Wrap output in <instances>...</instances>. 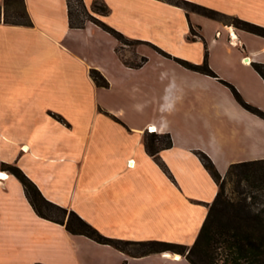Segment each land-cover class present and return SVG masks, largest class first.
<instances>
[{
  "label": "crops",
  "instance_id": "obj_1",
  "mask_svg": "<svg viewBox=\"0 0 264 264\" xmlns=\"http://www.w3.org/2000/svg\"><path fill=\"white\" fill-rule=\"evenodd\" d=\"M98 1L107 13L97 19L170 57L138 46L131 57L140 61L128 64L98 25H68L65 0H23L29 25L0 16V162L106 237L189 246L217 191L196 152L220 175L264 158V119L222 82L264 112V80L251 66L264 64V37L167 0ZM186 1L264 28V0ZM174 58L205 59L216 76ZM150 134L169 137L156 155L171 178L145 151ZM1 173L0 264H189L181 254H130L72 234L38 216L20 182Z\"/></svg>",
  "mask_w": 264,
  "mask_h": 264
},
{
  "label": "trees",
  "instance_id": "obj_2",
  "mask_svg": "<svg viewBox=\"0 0 264 264\" xmlns=\"http://www.w3.org/2000/svg\"><path fill=\"white\" fill-rule=\"evenodd\" d=\"M76 1L80 10L74 12L69 0H65L67 20L70 27H81L84 21L87 20L98 25L117 41L124 42L125 40H130L142 42L136 39L125 38L120 32L90 14L86 10L82 0ZM15 2L19 3L21 9L11 12L13 19L6 18L7 16L4 14L2 17L3 22L29 25L30 19L25 11L23 0H3L4 8ZM167 2L180 6L185 10L189 8L190 11L223 21L238 29L264 37L263 27L253 25L235 16L227 15L186 0H167ZM93 11L97 15H105L107 7L100 2V5L94 6ZM189 32L191 35L194 34L191 27L189 28ZM149 45L156 52L170 57L169 54L155 45ZM174 59L187 69L216 76L208 67L205 59L201 64H194L179 58ZM143 60L141 58V61ZM251 66L264 80V64L252 62ZM88 73L97 86H107V81L97 70L89 69ZM222 82L229 87L234 99L241 107L264 119V112L262 110L245 102L232 85L225 81ZM56 118L61 120L58 116ZM169 145L170 140L167 134H150L149 138L145 139L144 146L145 151L153 157L155 162L171 178L167 169L156 155L158 147H167ZM196 153L203 167L217 184V191L213 200L208 205L206 215L194 241L189 246L157 240L132 242L106 237L80 218L74 211L46 200L33 182L16 165L0 162V169L8 171L20 182L27 201L38 216L62 224L68 232L84 235L97 243L108 244L123 251L125 250L121 245L137 244L145 246L146 248L139 253L142 255L154 252H176L184 255L189 264H264V158L239 161L231 163L228 166L225 175L229 177L233 176L237 179L236 192L238 195L235 199H231L225 196L222 186L218 184L220 174L210 159L201 152ZM240 180L247 182V190L238 189ZM53 213H59L61 216L59 218L54 217ZM121 264H124V262Z\"/></svg>",
  "mask_w": 264,
  "mask_h": 264
},
{
  "label": "rangeland",
  "instance_id": "obj_3",
  "mask_svg": "<svg viewBox=\"0 0 264 264\" xmlns=\"http://www.w3.org/2000/svg\"><path fill=\"white\" fill-rule=\"evenodd\" d=\"M171 1H174V0H171ZM69 3H70L71 8L73 9L74 12L76 10L77 11L80 10L79 5H78L76 0H69ZM98 5H100V2L98 0H91V3L87 6H85V8L90 14L95 16L97 14L93 11V8H94V6L96 7ZM20 9H21V7H20L18 2H15L10 6L7 5L4 8V4H3V0H2L0 3V16L3 17V15L5 14V16H7L6 18L13 19L11 12L19 11ZM187 11H189V8ZM221 22H223V21H221ZM118 43H119V46H117L116 52L128 64H133L134 61L135 62L140 61L137 58L134 59L133 57H131V53L133 52V49L135 47L139 46V47H143V48H147V49L152 50V47H150L147 43H144V42L142 43V42L125 40L124 42L118 41ZM218 184H220L222 186L223 192H224L226 197L231 198V199H235L237 197V195H238L236 192L237 191L236 190L237 179H235V177H233V176L229 177V176L225 175V173H224V174L220 175V178L218 180ZM239 188H242L243 190H247L248 189L247 188V182L244 180H240L238 189ZM53 216L59 218L61 216V214L53 213ZM121 246L124 248V250L126 252H128L130 254H139L146 248L145 246H140L137 244H126V245H121ZM173 253H176V252H173ZM177 254H179V253H177Z\"/></svg>",
  "mask_w": 264,
  "mask_h": 264
},
{
  "label": "bare ground",
  "instance_id": "obj_4",
  "mask_svg": "<svg viewBox=\"0 0 264 264\" xmlns=\"http://www.w3.org/2000/svg\"><path fill=\"white\" fill-rule=\"evenodd\" d=\"M230 30H232V29H230ZM150 130L152 131L153 129H150ZM4 177H6V174L5 173H1L0 174V178H4ZM165 254H166V256L169 255L168 252H165ZM176 257L178 258L179 256L176 255Z\"/></svg>",
  "mask_w": 264,
  "mask_h": 264
},
{
  "label": "built area",
  "instance_id": "obj_5",
  "mask_svg": "<svg viewBox=\"0 0 264 264\" xmlns=\"http://www.w3.org/2000/svg\"><path fill=\"white\" fill-rule=\"evenodd\" d=\"M150 129H151L150 127H147L146 131L151 132ZM21 150H23V149L21 148Z\"/></svg>",
  "mask_w": 264,
  "mask_h": 264
}]
</instances>
